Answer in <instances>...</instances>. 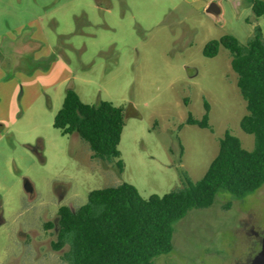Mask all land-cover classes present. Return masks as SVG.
Instances as JSON below:
<instances>
[{
  "label": "rangeland",
  "instance_id": "1",
  "mask_svg": "<svg viewBox=\"0 0 264 264\" xmlns=\"http://www.w3.org/2000/svg\"><path fill=\"white\" fill-rule=\"evenodd\" d=\"M224 2L218 21L189 0H0V33L26 31L0 50V264H68L67 248L52 247L58 211L92 190L127 182L144 198L162 196L186 185L182 171L195 183L226 130L254 148L229 51L203 50L224 35L246 44L256 26L264 37V16L247 0ZM69 88L85 103L126 109L123 172L53 127ZM204 100L213 131L186 124L202 118ZM263 235L264 186L243 199L220 191L174 225L173 250L153 264H247Z\"/></svg>",
  "mask_w": 264,
  "mask_h": 264
},
{
  "label": "trees",
  "instance_id": "2",
  "mask_svg": "<svg viewBox=\"0 0 264 264\" xmlns=\"http://www.w3.org/2000/svg\"><path fill=\"white\" fill-rule=\"evenodd\" d=\"M255 17L264 16V0H247ZM220 47L231 56L237 87L246 102L247 114L240 127L254 136V148L226 130L219 139V151L201 179L191 183L185 171L183 187L162 196L144 198L127 182L90 191L85 204L58 211L55 251L67 248L68 264H153L173 250L174 225L192 209L211 207L220 191L243 199L264 186V37L256 26L246 44L224 35L209 41L203 55L213 58ZM201 119L189 114L186 124L212 130L210 105L204 100ZM126 109L110 101L84 103L75 90H66L53 127L63 136L77 135L87 143L92 159L115 164L124 170L119 144L125 127ZM230 208V204L226 205ZM48 224L47 227H51Z\"/></svg>",
  "mask_w": 264,
  "mask_h": 264
},
{
  "label": "flooded vegetation",
  "instance_id": "3",
  "mask_svg": "<svg viewBox=\"0 0 264 264\" xmlns=\"http://www.w3.org/2000/svg\"><path fill=\"white\" fill-rule=\"evenodd\" d=\"M16 30H17V32L14 33ZM25 35H26V31L24 29V26H21L19 29L15 28L13 30L10 29V30L3 31L2 33H0V50L2 51V49H3L2 47L5 45L8 47H11L16 42L24 41V39L26 37ZM7 55H8V53L4 54L5 57ZM0 64L5 65L3 62V59L1 60V58H0ZM251 232H252V234H254V236H257L256 232H254L253 230ZM263 243H264V235L262 237H260V240L258 241L259 250L256 252V254H254L252 259H250V261L247 264H253V260L257 256V254L261 251Z\"/></svg>",
  "mask_w": 264,
  "mask_h": 264
},
{
  "label": "crops",
  "instance_id": "4",
  "mask_svg": "<svg viewBox=\"0 0 264 264\" xmlns=\"http://www.w3.org/2000/svg\"><path fill=\"white\" fill-rule=\"evenodd\" d=\"M189 2L190 3H192V5H193V7H195V8H197V9H200V10H203V11H205L206 12V10H207V8L209 7V5L211 4V3H213V2H215L216 4H217V6H218V8L220 9V14H219V17L218 18H216L218 21H220L221 20V18L224 16V14H225V5H224V0H189ZM242 5V4H241ZM248 9H249V11H252V8H251V6H249L248 4H244ZM253 12V11H252ZM206 14L208 15V16H210V17H212V18H215L214 16H212V15H210V14H208L207 12H206ZM257 18H260V17H255V19H257ZM249 20H254L253 19V15H252V17L250 16L249 18H248ZM77 93V92H76ZM78 94V93H77ZM80 97V96H79ZM81 99V98H80ZM64 101V100H63ZM85 103V102H84ZM61 109V108H60ZM59 109V110H60ZM58 110V111H59ZM58 130V129H57ZM61 133V132H60ZM139 191V190H138Z\"/></svg>",
  "mask_w": 264,
  "mask_h": 264
},
{
  "label": "water",
  "instance_id": "5",
  "mask_svg": "<svg viewBox=\"0 0 264 264\" xmlns=\"http://www.w3.org/2000/svg\"><path fill=\"white\" fill-rule=\"evenodd\" d=\"M206 12L208 14L214 16L215 18H218L219 14H220V9L218 8L217 4L215 2H213L209 5ZM25 190L28 192H32V186L29 182L26 183ZM1 222H2V220H0V223ZM253 264H264V243H263L261 251L254 258Z\"/></svg>",
  "mask_w": 264,
  "mask_h": 264
}]
</instances>
